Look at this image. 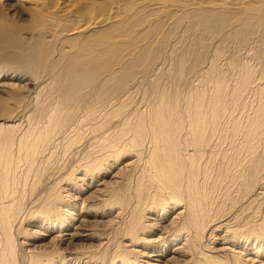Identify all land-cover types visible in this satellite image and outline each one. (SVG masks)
Here are the masks:
<instances>
[{"label": "rangeland", "instance_id": "rangeland-1", "mask_svg": "<svg viewBox=\"0 0 264 264\" xmlns=\"http://www.w3.org/2000/svg\"><path fill=\"white\" fill-rule=\"evenodd\" d=\"M3 1L0 2V123L5 122L2 119H6V122L8 121L7 123L9 124L12 122L19 123L20 118L26 114L30 122L33 123L32 120L44 117V114L46 115L50 109L56 107L59 111L68 108L71 114L68 112L66 119L63 117L67 124H71L72 121L74 122L83 114L86 108H88L86 109L87 113L91 107H96L98 103L97 106H99V109H102V105H105L107 101L111 100L112 102L113 100L120 99L122 95V99H124L129 95L128 98H125L127 99L126 102H121L122 105L118 103L122 107L120 106L121 109L119 108L120 110L116 114H120L118 117L121 115L124 117L131 111L133 113L137 111V113H140L139 111L141 110H145L144 112L148 111L145 106L150 107L154 101L153 99L158 94H163V92L168 93L169 90L171 92L178 90L179 93L184 95L189 88L197 85L196 87L199 86L198 89L201 86L200 89H205L206 93H210L211 88L214 89V87L211 78L208 77L209 80L206 79L205 68L213 61V53L216 52H219L220 58L218 60L222 59L218 61L219 63L217 62L219 64L218 72L223 74L227 80L231 79L230 81L232 82V79L236 77L241 68L248 67L249 69L254 68L252 70L256 73L254 77L256 76L259 79L257 83L264 81V27H262L264 24V0H257L258 2L256 0H249L248 4L251 3L253 11L246 8L242 13L231 10L221 0H215L216 2L211 0V3L208 2L209 0H156L158 3L160 1V6H157L158 3H155V0L154 2L148 1L145 3H142L140 0H37L41 4L39 6L37 1V5L32 2L34 0ZM116 1H119L121 6L117 10L119 13L115 12L113 15L111 14L112 16H108V18H111L112 24L110 22L104 25V27L92 28L85 32L86 34L83 33L85 35L66 36L73 28L82 29L89 24H94L97 20H94L90 15L94 16L97 12V14H100L99 12H101L103 6H106L108 3H117ZM31 2L32 4H30ZM57 2L58 4L60 2L59 8L57 7L58 4H55ZM69 6L71 10H69ZM197 6H200V8ZM62 8L63 11L61 10ZM94 8L96 12L93 14L92 10ZM76 9L79 11L77 12ZM66 11H72V14L71 12L69 13L71 14V17L69 16L68 18L69 21L68 19V22H64L63 20V22L61 20V22L58 21ZM55 12L56 14L63 13L62 15L59 14L60 16H55L59 19L52 20L53 22H60H57V25L52 23L51 20H46V17L49 19L50 15H53ZM81 16H83L82 18L87 25H84V22L82 23ZM94 17L95 19L97 18L96 15ZM204 20H214L217 27L207 28ZM69 22L70 25H68ZM228 24L229 26H227ZM76 25L81 26L76 27ZM62 28L65 29L66 34ZM60 33L61 35H59ZM220 36L224 38L222 44L220 43L222 39ZM81 45H85L87 49H94L90 50L91 53L88 50L84 54L85 48L83 49ZM87 56L89 58H85ZM181 56L185 58V62L181 71L183 73L180 77L178 74L179 68L178 66L175 68V66L178 64ZM74 63L78 65L77 68L80 67L83 73L79 72V68V71H77L78 69ZM82 66H86L84 70ZM121 67L124 70L120 69ZM74 69L76 73L72 74ZM112 69H115L114 72H112ZM86 70H90V72ZM117 70H119L118 72L122 71L118 73ZM82 74L87 75L86 78ZM81 75L82 77L84 76L82 80L80 78ZM108 76H110L111 80ZM104 77L109 78L105 79L108 83L106 86L104 84ZM178 77H180V81L184 80L180 84L178 83ZM61 78L65 79L66 82L61 83ZM66 78H70V81ZM201 78L202 80L205 78L204 82H201L203 84L199 83ZM113 79L114 83L111 82ZM47 80H51V83ZM195 80L198 81L196 82ZM208 83L211 85H208ZM164 87L165 91L162 89ZM177 87L180 88L177 89ZM72 89H74V93ZM127 89L131 92L126 95L124 93L128 91ZM3 90L5 91L1 92ZM157 90L161 93H158ZM56 94L58 95L56 96ZM82 97H87L86 99L88 100ZM79 99H82V101ZM104 99L105 101H103ZM58 101L59 103H57ZM93 102H96L95 106L92 105ZM124 103H127V105H124ZM56 104L59 105L57 106ZM86 104L91 105L89 107L88 105L85 106ZM108 104L105 105L107 106L106 109L108 108ZM58 107L60 108L58 109ZM99 109L97 108L96 111ZM122 110L124 111L122 112ZM125 110H127L126 113ZM22 111L24 113H21ZM141 112L144 113L143 111ZM19 114H22L21 117ZM16 115L18 116L13 118ZM18 117L20 120H18ZM87 119L91 122L90 118ZM117 120L119 121V118L113 119L110 123L113 129H116L117 124L113 125L112 123L117 122ZM89 122L85 121L84 124L86 125L81 126L83 129L88 124L90 128H84L86 131L88 130V133L85 135L84 140L77 144L79 146H75V149L77 147L80 148L88 142L87 139L90 137L89 129L92 128ZM85 146L82 147L86 149ZM75 149L72 148L71 152ZM58 154L54 157L56 161L52 159L49 162L50 166L49 164L45 166L47 172L41 177L38 184L39 187H37L38 190H35L36 195H33L34 197L45 196L43 194L44 192L46 194L47 189L52 185V179L54 177L62 178L67 176L68 174L66 173L69 169L75 166L73 164H76L77 158L64 155L61 150H59ZM125 155L123 159L119 160L118 158L117 161L116 159H114V162L110 161L111 164H108L106 171L99 172L97 173L98 175L92 176V178L90 177L84 182L81 181L84 177H80L79 184L74 180H64L60 184L59 188H63L65 198H67L63 201L65 208L62 206V214L65 212L70 216H67L65 220L57 218V220L51 222L46 219L44 214H39L37 215V220H33L30 226L24 225L22 230H27V233L19 234L17 238V242L20 245L18 246L19 264L24 263L22 262L24 256H19L23 255L22 251L38 252L37 254H52H48V256L58 258V262L54 264H194V259L201 257V254H199L200 256L198 255V251H190V243L187 244L186 241H183L184 236L179 239L177 238L178 240L174 237L173 224L175 220L173 218H175L177 213L175 211L169 213L155 207L151 210L150 207L148 212L143 213V217L147 216L143 219L147 227L144 229L145 232L143 230L140 234L141 240L139 242L132 240L130 239L131 237L129 238L125 234L123 226L126 225L130 208L135 205L134 199L125 203L122 202V204H119L118 201L113 203L112 199H110L111 195H108L107 189H104V187H110V190L112 187L118 185L116 183L119 179V182L122 181L125 174L123 164L127 159L131 161L134 158L131 153ZM59 156L62 157L60 158ZM119 168L124 173L120 174ZM60 172L63 173L60 174ZM113 175L117 182H115L116 180L113 178ZM213 175L216 176V173L212 174V179L214 178ZM76 176L78 177L79 174H76ZM261 182L262 184L260 183V185H262L261 187L264 192V175ZM113 184L115 186H111ZM108 199H110V202L107 201ZM260 202L262 203V201ZM262 210L264 212V209ZM224 233V230H221L215 233L210 241L203 240L200 251L205 254L209 253L208 255H216L217 253V256H227L225 261L230 264L231 260V264H233L232 252L226 254L219 252L220 248H224L225 244H227L224 238L221 239L225 235ZM204 246L206 247L204 248ZM214 250L217 251L213 252ZM242 250L241 248L235 250L240 253L243 252L241 253L242 259L243 257L245 259L258 258L257 260L264 264V253L262 251L259 252L260 255L257 253L255 255L249 250ZM76 254L78 256H75ZM66 258L68 259L66 260ZM236 263L234 262V264Z\"/></svg>", "mask_w": 264, "mask_h": 264}, {"label": "bare ground", "instance_id": "bare-ground-1", "mask_svg": "<svg viewBox=\"0 0 264 264\" xmlns=\"http://www.w3.org/2000/svg\"><path fill=\"white\" fill-rule=\"evenodd\" d=\"M2 1L3 0L0 2ZM36 1L37 0H34L32 2L34 4L38 2V6L41 5L39 1ZM140 1L142 3L148 1L154 2V0ZM210 1L211 0L208 2ZM221 1L223 4L225 2L231 10L242 13L247 8L253 11L251 3L248 4V2L253 0ZM32 2L30 4H32ZM116 2L117 3H108L106 6H103V9L101 8V12H99L100 14H97L98 12L95 13L96 9L94 8L92 11L97 18L95 19V15H90L94 20H97L94 24L87 25L82 18L83 16H81L82 23L84 22V25L87 26L85 27L82 24L85 28H73L72 31H68L69 33L66 36H79L92 28L104 27V25L109 24L112 20L108 18V16L117 12L121 6L119 1ZM156 2L155 0V3ZM159 3L157 6L161 5ZM55 4H58V2ZM55 4L54 6L56 7ZM59 4L57 5L58 8ZM152 4L154 5V3ZM249 5L251 6L249 7ZM60 7L62 6L60 5ZM197 7L200 8V6ZM61 10L63 11V8ZM69 10H71L70 6ZM78 11L79 10H77V12ZM56 12L50 15L49 19L46 17V20L52 21L53 19H59L55 16H60L63 13H59V15L58 13L56 14ZM70 12L72 14V11H66L58 21L63 20L64 22H68V18L71 15L69 14ZM90 13L92 14V12ZM47 14L49 15V13ZM94 20L92 19V21ZM53 21L52 23L55 24L58 22ZM78 22L80 23V21ZM204 23L207 24V28L209 29L217 27L214 20H204ZM68 25H70V22ZM78 26L76 25V27ZM227 26H229V24ZM46 27L48 26L46 25ZM262 27H264V24ZM64 28H62V30ZM64 32L66 34L65 29ZM59 35H61V33ZM220 37L222 38V36ZM222 40H224V38L220 40L221 44ZM85 45H81L83 49ZM92 49L85 48L84 54H86L88 50L91 53L90 50ZM88 55L91 56L89 53ZM213 55V61L205 68L206 74L203 73L206 75V79L209 80L208 77L211 78L214 87V89L211 88L210 90L211 94L206 93L205 89H200L201 86L198 89L199 86L196 87L197 85L189 88L187 92L185 91L186 94L184 95L179 93L178 90L175 92L169 90L168 93L163 92V94H158L157 97L156 93V98L154 97L153 103L151 102L152 105H150V107L145 106L148 111L144 112L145 110H141L144 113L139 111L142 114L137 113L138 111H135L136 113L131 111L126 116H124V114V117L121 115L120 117L122 118L120 119V117H118L120 114L116 113H118L122 107L121 102L127 101V99H125L129 96L127 93L131 92L128 88V91L125 90L127 92L123 91L125 92L124 94L127 95H125L126 97L124 99H122V94L120 99H116L115 97L116 100H113V98L112 102L109 97L108 99L110 101H107L109 104L107 102L105 103V105L108 104V108L106 109L107 106L102 105L103 110L99 109V106H97L98 103L96 107H91L87 113L86 109L88 108L85 107V113L83 112L84 115L81 114L78 119L76 118L77 120L74 122L72 121L71 124H67L65 121L69 112L66 107L63 111H59L54 107L50 109L46 115L44 114V117L38 120H32L33 123L30 122L26 113L23 117H21L22 114H19L21 117V120L18 117V120H20L19 123H14L11 120L12 123L9 124L7 123L8 121L6 122V119H2L5 120V122L0 123V264H19L18 246L20 245L17 242L18 235L27 233V230H22L23 226H30L33 220H37V215L44 214L46 219L51 222L57 220V218L65 220L67 216H70L65 212L62 214V206H64L63 201L67 198H65L63 188H59V186H61L60 184H62L64 180H74L78 183L80 182V177H84L83 180H81L84 182L88 178L98 175L97 173L106 171L108 164H111L110 161L114 162V159L117 161L118 158L119 160L123 159L126 156L125 154L128 153H131L134 158L131 161L127 159L123 164V171L125 174L123 175L122 181L119 182V179L117 182L114 178V174L113 178L118 185H111L115 187H112L110 190V187H104V189H107L106 192L108 195H111V198H109L112 199L113 203L118 201L119 204H122V202L125 203L126 201L134 199L135 205L132 206V208L129 207L130 210L126 219V225L123 226L125 234L129 236V238L131 237L130 239L138 242L141 240L140 234L147 227L143 220L147 216L143 217V213L148 212L150 207L151 210L155 207L161 211H168L169 213L172 211H175V213L177 212L175 218H173L175 221L173 224L174 233H172L176 239L184 236L183 241H186L187 244L190 243V251H198V255L201 254L199 259H194V264H228V262L225 261L227 256H217V253L216 255H208L209 253L205 254L200 251L202 247L201 242L205 239L210 241L212 236L221 230H224L226 236L224 235L222 238H219H224L227 244L223 242L225 246L224 248H220L221 250L219 249V252L224 254L232 252L233 260L237 262L236 264H263V262L257 260L258 258L245 259L243 257L242 259L241 253L243 252L240 253L235 250L241 248L243 249L242 251L249 250L255 255L256 253L260 255V251L264 253V212L262 210L264 209V192L261 187L262 185H260V183L262 184L263 182H261V180L264 175V81H259V83H257L259 79H257L256 76L254 77L256 74L252 71L254 68L249 69L248 67L241 68V70L239 69V73L232 79V82L230 81L231 79L227 80L223 74L218 72V61L222 60H218V58H220L219 52L213 53ZM89 56L85 58H89ZM184 62L185 58L181 56L178 60V64L175 66V68L177 66L179 68L178 74L180 77L183 73L181 71L183 70ZM77 66L78 65H76V68ZM123 67L120 69L124 70ZM78 68L80 69V67ZM79 69L77 71H79ZM114 70L112 72H114ZM86 71L90 72V70ZM118 71L119 70H117V72ZM121 71L122 70H120V72ZM79 72L83 73L81 69ZM73 73H76L75 69L72 74ZM82 75L81 77L79 76L81 80L84 76L85 78L87 76L84 75L82 77ZM172 76L174 77L173 74ZM79 77L78 79H80ZM108 77L110 78V76ZM180 77H178L179 84L184 81V76L182 81H180ZM107 78L104 77V80H107ZM61 79L62 82H60L63 83L65 79ZM204 79L202 80L201 78L202 81L200 80L199 83L204 82ZM67 80L70 81V78ZM106 80V83L104 82L105 86L108 84ZM48 82L51 83V80ZM111 82L114 83V79ZM208 85L211 84L208 83ZM66 87L69 88L67 85ZM165 87L162 88L164 91ZM178 88L180 87H177V89ZM73 90L74 89H72V92L74 93ZM120 90L122 89L120 88ZM4 91L5 90L1 92ZM158 93L161 92L158 91ZM57 95L58 94H56V96ZM118 97H120V95H118ZM86 98L84 99L88 100ZM79 100L82 101V99ZM103 101H105V99ZM57 103H59V101ZM95 103L96 102H93L92 105L95 106ZM118 103L121 104V107ZM56 105L58 106L59 104ZM87 105L88 104L85 106ZM124 105H127V103H124ZM59 108L60 107H58V109ZM97 108L99 110L96 111ZM123 111L124 110H122V112ZM126 111L127 110H125V113ZM21 113L24 112L22 111ZM69 114L71 113L69 112ZM17 116L18 115L13 118ZM87 118H90L91 122H89ZM116 118H119V121L117 120V122L112 123L113 125L117 124L116 129H113L110 123ZM85 121L92 125V128L89 129L90 137H88V139L86 138L88 142H86V144L81 143L84 144L82 146L86 145V149L81 145L82 148L77 147L78 149H75V146H79L77 144L82 142L85 135L88 133V130L86 131L84 129L89 126L88 124L86 127L84 126L83 129L81 128L82 125H86L84 124ZM24 123L26 124L24 125ZM72 148L75 149L73 152H71ZM59 150H61L64 155L77 158V160L75 159L76 164H73L75 166L69 169L66 173L68 174L67 176L64 175L65 177L62 178H51L53 180L51 183L52 185L47 189L46 194L44 191V194L42 193L45 196L34 197L36 195L35 190L39 187L38 184L41 177L47 172L45 166L48 165L52 159L55 160L54 157L59 153ZM121 168H119L120 171L122 170ZM60 170L62 169L60 168ZM78 171L79 173H77ZM124 172L121 171L120 174ZM62 173L63 172H60V174ZM75 173L77 175L79 174V178ZM213 173H216V176L213 175L214 178L212 179L211 176ZM58 176L60 177V175ZM110 199L107 201L110 202ZM260 201H262L263 204ZM123 222L125 223V221ZM205 247L206 246H204V248ZM216 251L214 250L213 252ZM22 252L23 255L19 256H24L22 262L25 264H54L58 262V258L55 256H48L49 253L37 254L38 252ZM75 256L78 255L76 254ZM67 259L68 258H66V260ZM231 262L230 260L229 263L231 264Z\"/></svg>", "mask_w": 264, "mask_h": 264}]
</instances>
